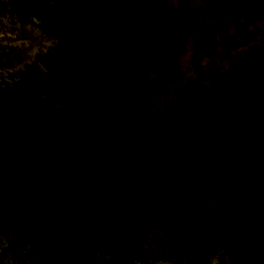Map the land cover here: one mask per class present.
Masks as SVG:
<instances>
[{"label":"flooded vegetation","instance_id":"obj_1","mask_svg":"<svg viewBox=\"0 0 264 264\" xmlns=\"http://www.w3.org/2000/svg\"><path fill=\"white\" fill-rule=\"evenodd\" d=\"M201 21L207 107L174 130L135 82ZM248 120L264 148V0H0V264H236L209 153Z\"/></svg>","mask_w":264,"mask_h":264},{"label":"rangeland","instance_id":"obj_2","mask_svg":"<svg viewBox=\"0 0 264 264\" xmlns=\"http://www.w3.org/2000/svg\"><path fill=\"white\" fill-rule=\"evenodd\" d=\"M208 38L207 23L201 21L196 25L193 37L182 40L172 35L160 50H173L172 56L184 65L190 63L191 55L200 51L197 62L207 64L210 61L209 54L213 52L208 46ZM180 41L183 44L179 46L181 49L177 54L175 48L179 49L177 45ZM160 59L165 64L163 58ZM178 75L181 77L182 73L179 72ZM250 112L249 105H243L240 110L242 115ZM250 123L249 120L240 122L232 128L233 137L228 138L226 143L223 140L222 152L209 153L212 160L223 166L219 174L223 177L221 188L225 208L219 220L222 234L232 247L236 264H264V148L255 146V134L250 130ZM195 126L202 141L204 130L209 132L208 123L204 119L197 120ZM214 128H220L218 123ZM227 135L229 136V132ZM203 144H199V151L193 152L200 161L199 174H203ZM230 146H236V151L231 150Z\"/></svg>","mask_w":264,"mask_h":264},{"label":"trees","instance_id":"obj_3","mask_svg":"<svg viewBox=\"0 0 264 264\" xmlns=\"http://www.w3.org/2000/svg\"><path fill=\"white\" fill-rule=\"evenodd\" d=\"M165 42H169V39L162 36L148 46L144 69L135 82V91L142 98L146 111L156 116L164 127L182 130L190 125L193 115H202L207 107L205 87L194 76L197 55L201 52L196 51L191 55L190 63L184 65L172 56L173 50H160ZM180 49L175 48L177 54ZM179 72L182 73L181 77ZM114 110L118 112L117 107Z\"/></svg>","mask_w":264,"mask_h":264}]
</instances>
